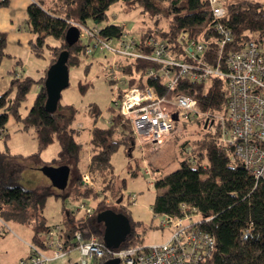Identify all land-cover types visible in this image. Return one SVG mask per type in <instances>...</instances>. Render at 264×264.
Instances as JSON below:
<instances>
[{"label":"trees","instance_id":"obj_1","mask_svg":"<svg viewBox=\"0 0 264 264\" xmlns=\"http://www.w3.org/2000/svg\"><path fill=\"white\" fill-rule=\"evenodd\" d=\"M7 1L0 0V5H7ZM116 2H122L128 11L140 8L154 20L153 26L142 33L140 40L137 39L141 41L139 46L145 53H152V47L146 45L145 41L153 34L169 42L174 56L186 60L182 45L187 40L196 39L206 44L205 54L200 57L210 63L216 60L214 52L220 37L216 26L218 22L234 35L226 52L241 49L253 34H257L261 41L264 40V3L254 0H221L226 14L216 18L206 0H171L168 9L173 16L166 18L165 27L159 26L162 10L155 0H33L28 5L26 26L34 36L29 42L30 49L36 58H45L48 50L49 65L40 78L16 76L5 91H0V133L4 138L9 137L8 122L13 117L22 122L23 129H35L40 148L56 141L60 148L58 158L53 162L43 161L40 166H69L70 175L75 173L70 186L72 191L80 197L100 196L97 213L111 209L123 214L131 222L127 209L121 203L122 186L116 182L112 164V156L121 145L125 146L127 152H131L137 143L130 122L114 104L121 94L113 98L109 107L110 121L105 125L97 123L102 111L96 104H91L87 109L94 119L87 171L97 183L98 190L83 187L80 179L82 172L75 167L83 148V142L78 139L79 130L73 127L79 109L73 104H62L61 100L53 111L46 107V74L59 54L64 50L69 51L70 69L95 52H87L91 37L79 39L73 45L66 41V33L74 23L90 29L96 27L97 36L104 40H120L126 34L124 24L110 22L109 10ZM7 37L6 32L0 31V64L6 56L11 55L7 52ZM50 38L55 39L56 44H51ZM116 64L121 74L141 75L138 79L129 78L126 86H154L161 96L169 100L178 94L196 98L197 110L194 116L199 117L207 129V138L194 140L191 150L187 149V141L181 144L176 158H182L177 169L156 178L154 185L162 191L157 193L151 206L153 212L175 217L181 214L183 204L198 209L204 219L201 226L215 236L217 243L212 256L203 264H264V178H255L241 158L229 154L211 137L207 127V122L226 108L227 89L223 79L213 78L210 83L180 79L173 89L167 90L160 76H143L149 68H157L158 63L141 58L119 57ZM90 84V81H79L80 93L85 94ZM35 85H38L35 100L27 114L22 116L20 108ZM124 88L125 85L120 86V91ZM6 157H19L25 161L30 159L11 153L8 145L3 151L0 150V218L33 225V240L39 246L34 243L32 246L45 250L48 234L53 227L47 225L44 214L51 193H40L16 182H7L4 174L5 171L10 173L12 164H7L10 168L8 170L6 166L3 167ZM68 195L64 194L63 197ZM76 211L64 207L63 220L60 222L66 256L78 251V243L74 240L76 230L81 231L84 238L95 234L106 245L104 223L98 220L94 209L89 216L79 215ZM42 234H45V239H42ZM138 243L131 229L117 248H127Z\"/></svg>","mask_w":264,"mask_h":264},{"label":"built area","instance_id":"obj_2","mask_svg":"<svg viewBox=\"0 0 264 264\" xmlns=\"http://www.w3.org/2000/svg\"><path fill=\"white\" fill-rule=\"evenodd\" d=\"M206 2L216 18L226 14L221 0ZM74 25L80 29V39L91 37L88 53L98 49L109 50L112 56L141 58L158 63L157 68H149L143 76H160L167 90L173 89L180 79L210 83L213 78H222L227 89L226 108L207 122L208 130L229 154L243 160L255 178H264V40L261 41L257 34H253L241 49L226 52L234 35L218 22L216 26L220 37L214 52L216 60L210 63L200 57L205 54L206 44L196 39L183 43L187 58L184 60L172 54L168 41L153 34L145 41L146 45L152 47V53H145L139 46L141 41L128 38L126 34L117 45H113L111 40L97 36L96 27L90 29L78 23ZM118 69L115 61L111 62L106 68V81L116 84L114 98L118 93L121 95L114 104L130 122L139 143H162L174 130V114L176 118L195 115L196 98L178 94L169 100L161 96L154 86H126L129 78L138 79L141 75L119 74ZM124 85L125 88L120 91V86ZM80 179L83 187L96 189L89 171L82 172ZM77 209L84 216L93 213L90 203L81 202ZM203 221L195 206L183 204L180 215L164 217V225L172 227V233L165 243H138L127 248L107 246L95 234L84 238L82 232L76 230L74 240L78 243V264H103L114 258L119 259V264H203L212 256L217 244L215 236L201 226ZM62 234V225L54 226L46 241L52 254L31 245L32 253L22 259L21 264H48L51 260L65 257Z\"/></svg>","mask_w":264,"mask_h":264},{"label":"rangeland","instance_id":"obj_3","mask_svg":"<svg viewBox=\"0 0 264 264\" xmlns=\"http://www.w3.org/2000/svg\"><path fill=\"white\" fill-rule=\"evenodd\" d=\"M155 1L162 10L159 17V26L165 27L167 24L166 18L171 17L168 9L171 5V0ZM254 1L264 3V0ZM109 16L110 22L124 24L128 38L139 40L142 33L149 26H153L154 21L146 13L142 12L140 8L128 11L122 2H116L110 7ZM49 42L56 44V40L53 38H50ZM111 43L117 45L119 40L113 39ZM7 51L11 55L6 56L0 64V91L2 92L10 86L14 77L19 76L25 78L32 76L39 78L44 75L45 69L49 65L48 50H46L47 55L45 58H36L33 55L28 57L27 50L12 44L7 47ZM118 58L117 56H112L109 50L102 51L98 49L93 54L85 57L78 66H72L70 68V84L62 91L61 103L73 104L79 109L76 119L73 122V127L81 130V133L78 134V139L83 142L80 160L75 166L77 169L83 170L89 163V129L93 126L94 119L87 112L88 107L91 104H96L102 111L97 122L98 125H105L106 120L111 116L109 107L116 95V84L113 82L107 83L106 79L108 75L106 68L113 61L117 63ZM19 60H22L21 63ZM87 66H89L88 71H86ZM119 74L121 73L119 72ZM79 81H90L91 83L85 94L79 91ZM36 93L37 87L35 85L30 91L27 100L20 108L22 116H25L29 111L35 100ZM11 122H14L17 127V132L26 134L25 142H16L15 140H9L8 137H0V150L3 151L9 145L10 147H14L16 152L22 157L30 158L26 161L22 159L23 163L20 164L19 168L14 167V170L10 171V175L14 179L16 178L17 182L27 189L36 190L40 193H51L48 195L44 209L47 225L54 226L60 223L63 220L64 207L76 211L77 205L81 202L90 203L94 209V213H97V206L101 197H80L70 188L73 181H70L67 189H64L43 171L39 172L43 178H48L49 183L44 180L38 182L28 181L22 175L24 169L21 166L23 168L36 167L40 160L44 161L48 159L53 162L57 159L59 156V147L55 141L43 149L40 148L34 128L21 129V125L23 126L22 122L16 121L13 117L10 118L9 123ZM18 128L20 129L18 130ZM206 134L207 129L204 123L199 120V117L193 115L180 116L175 120L174 131L162 143L151 142L142 144L136 139V146L131 152H127L125 146L121 145L118 151L113 154V172L116 175L117 184L122 186L121 203L129 213L131 229L134 232L137 242L145 245H153L165 243L169 239L172 233V227L164 225L165 216L155 214L151 207L157 193L162 191L156 188L154 182L160 174L171 172L180 166L182 157L176 158V156L182 143L187 141L189 143L187 149L191 150L193 141L200 138H207L205 136ZM13 163L17 164L16 161H13ZM72 170L73 172L75 171L74 167H72ZM74 176L75 173L70 175V180ZM95 186L96 190H98L99 187L96 182ZM66 193L69 195L63 197ZM57 194H60V196ZM133 196L135 197L133 198ZM108 200H111V198H108ZM77 212L79 215L82 214L81 210ZM104 227V235L107 238H112L114 235L112 233V227L106 225ZM34 235L35 230L33 225L21 224L18 226L12 220L0 219V264H21V260L26 259L30 255L32 243L37 245L33 240ZM44 236L45 234L41 235L42 239H45ZM45 252L52 254V250ZM79 259V252L75 250L69 256L51 260L48 264H71L70 260L78 262Z\"/></svg>","mask_w":264,"mask_h":264},{"label":"water","instance_id":"obj_4","mask_svg":"<svg viewBox=\"0 0 264 264\" xmlns=\"http://www.w3.org/2000/svg\"><path fill=\"white\" fill-rule=\"evenodd\" d=\"M66 41L73 45L80 39V29L78 26H71L65 36ZM69 51H62L57 57L56 61L51 64L47 70L45 88L47 92L46 107L48 110H55L62 97V91L70 84V69L68 66ZM174 120L176 114L173 115ZM40 169L53 178L60 187L65 188L70 176V167L67 165L40 167ZM99 221L104 225L112 227L114 235L112 238L104 239L107 246L119 247L127 234L131 230L129 219L123 214L114 212L111 209L102 210L97 215ZM118 258L106 260L103 264H119ZM73 264H78L74 262Z\"/></svg>","mask_w":264,"mask_h":264},{"label":"crops","instance_id":"obj_5","mask_svg":"<svg viewBox=\"0 0 264 264\" xmlns=\"http://www.w3.org/2000/svg\"><path fill=\"white\" fill-rule=\"evenodd\" d=\"M32 1L33 0H8L7 5H5V6L0 5V31H4L7 33L8 46L10 44H12V45H15L16 47H20V48L27 50L28 51V57H31L33 55L32 51L30 49V46H29V42L34 38V36L27 29V26H26L27 7ZM165 10H167V9H165ZM13 55H15V54H13ZM21 61L22 60H19L20 63H21ZM35 79H38V78H35ZM36 87L38 90V85H36ZM109 121L110 120L107 119L106 124L109 123ZM9 122H10V120H9ZM9 122H8V134H9L8 139L11 141L15 140L16 142H25V135L26 134L21 133V132H17V127L15 126L14 122H11V123H9ZM21 127H23V126L21 125ZM92 127L89 129V135H90L89 138L91 137ZM19 129L20 128H18V130ZM21 129H23V128H21ZM28 132H29V130H28ZM14 133H16V134H14ZM79 133H81L80 129H79ZM0 137H3V134L0 133ZM8 147H9L11 153L18 154L14 147H10L9 145H8ZM58 147H59V145H58ZM59 150H60V148H59ZM90 157H91V151H90ZM90 157H89V163H90ZM13 161H16L17 164L13 163ZM44 161H50V160L45 159ZM10 162L12 164L11 165L12 166L11 171H12V170H14V167L19 168L20 164L23 163V160L19 157H6L2 163L3 167L6 166V168L8 170L7 164ZM42 162L43 161L40 160V162L38 163V165L36 167H28V168L25 167V168H23V166H21L22 169H24L22 171V175L24 177H26L28 179V181L30 180L32 182H38L40 180H44L47 183H49L48 182L49 180H47L48 178L47 179L43 178V176H41L42 174L39 172V171L42 172V170L40 169V167H41L40 165L42 164ZM53 166L57 167L58 165H53ZM87 166L84 167V169H83L84 171L87 170ZM83 170H81V171L84 172ZM9 172H10V170H9ZM4 175H5L7 182H16V183L20 184L19 182H17L16 178L14 179L10 175V173H7V171H5ZM73 180H74V177L72 180H70V176H69L68 183L64 189H67V187L70 184V181H73ZM66 194H68V193H66ZM14 223H16L18 226L21 225V223H18L15 221H14ZM58 224H60V223H58ZM58 224H56V225H58ZM56 225H54V226H56ZM17 229L21 230L20 228H17ZM46 249L43 251H51V249H49V248H46ZM70 262L73 263L72 260H70Z\"/></svg>","mask_w":264,"mask_h":264},{"label":"flooded vegetation","instance_id":"obj_6","mask_svg":"<svg viewBox=\"0 0 264 264\" xmlns=\"http://www.w3.org/2000/svg\"><path fill=\"white\" fill-rule=\"evenodd\" d=\"M111 226V225H110ZM114 234V233H113Z\"/></svg>","mask_w":264,"mask_h":264}]
</instances>
